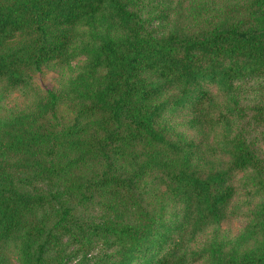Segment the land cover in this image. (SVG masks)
<instances>
[{
    "label": "trees",
    "instance_id": "1",
    "mask_svg": "<svg viewBox=\"0 0 264 264\" xmlns=\"http://www.w3.org/2000/svg\"><path fill=\"white\" fill-rule=\"evenodd\" d=\"M78 59L0 115V264H264V0H0V101Z\"/></svg>",
    "mask_w": 264,
    "mask_h": 264
},
{
    "label": "rangeland",
    "instance_id": "2",
    "mask_svg": "<svg viewBox=\"0 0 264 264\" xmlns=\"http://www.w3.org/2000/svg\"><path fill=\"white\" fill-rule=\"evenodd\" d=\"M81 61L82 59L74 61L71 67L50 63L41 70L30 72L31 85L29 87L13 90L7 93L5 97L1 98L0 115L29 109L33 106L37 94H45L49 90L60 89L67 82L71 74L75 72L74 70ZM3 84L4 83H0V93ZM62 111L66 118L71 116V113L65 107L62 108ZM244 226L245 220L243 217L231 216L222 223L221 232L228 238L234 239ZM209 235L210 231H206L201 234V236H198L197 241L206 240ZM8 256L13 264H18L17 256L13 248L9 250Z\"/></svg>",
    "mask_w": 264,
    "mask_h": 264
}]
</instances>
